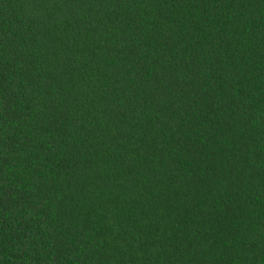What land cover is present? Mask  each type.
<instances>
[{"label": "trees", "instance_id": "obj_1", "mask_svg": "<svg viewBox=\"0 0 264 264\" xmlns=\"http://www.w3.org/2000/svg\"><path fill=\"white\" fill-rule=\"evenodd\" d=\"M0 264H264V0H0Z\"/></svg>", "mask_w": 264, "mask_h": 264}]
</instances>
